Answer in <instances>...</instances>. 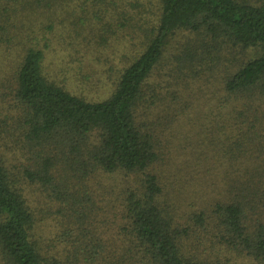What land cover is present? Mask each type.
<instances>
[{
    "label": "trees",
    "instance_id": "trees-1",
    "mask_svg": "<svg viewBox=\"0 0 264 264\" xmlns=\"http://www.w3.org/2000/svg\"><path fill=\"white\" fill-rule=\"evenodd\" d=\"M22 1L0 7L17 51L14 112L0 130V264H225L234 252L264 264V0H154L148 17L118 12L133 50L99 101L45 74L49 25L12 32L21 7L45 9ZM210 78L223 93L203 108L222 135L206 137L211 163L195 165L201 183L181 200L164 127ZM51 207L61 215L53 224ZM203 247L223 256L202 257Z\"/></svg>",
    "mask_w": 264,
    "mask_h": 264
},
{
    "label": "rangeland",
    "instance_id": "rangeland-1",
    "mask_svg": "<svg viewBox=\"0 0 264 264\" xmlns=\"http://www.w3.org/2000/svg\"><path fill=\"white\" fill-rule=\"evenodd\" d=\"M14 1L24 6L22 0ZM5 2L6 0H0V7L4 6ZM153 2L154 0L150 3L147 0H43L38 4L45 5V9L23 11L21 7L15 12L11 28L12 32L17 34L23 23L24 26L20 30L23 37L28 24L34 29V36H38L37 22L41 21L45 29H47L45 25H49L51 29L45 31L48 40L40 42L39 45L43 51L42 64L45 74L55 78L73 94L84 97L88 101H99L109 94L118 68L121 66L120 63L123 62L124 56L133 50L129 39L133 27L131 28L128 22L124 31L119 30L118 17L116 19L115 17L120 11L131 15L139 11L145 15L149 8L153 9L151 6ZM133 6L140 8L133 9ZM145 16L148 17V15ZM111 24L114 30L109 28ZM16 52L6 33L0 31V130L2 131H6L10 114L14 112L12 78L17 60ZM158 73L160 74L158 78L165 79L163 72ZM209 81L213 84L199 81L193 87V91L192 86L189 88L187 95L191 93L193 95L186 98L187 107L192 108L187 109V113L179 122H173L164 127L165 136L170 138L171 142L169 146L175 163L174 172L178 175V179H181V200L196 190L199 182L201 183L199 175L194 172L195 165L205 168L211 163L210 159H205L203 153L202 145L206 144V137L210 132L218 137L222 135L215 125L218 119L216 113L209 114L210 109L203 108L204 103L212 96L211 102L217 103L218 96L223 93L215 79L210 78ZM219 146L221 143L217 139L216 149ZM214 147L215 142L210 153L217 152ZM213 160L216 161L217 158ZM218 161H224V159L219 158ZM100 179L103 183L105 182V178L100 177ZM218 180L219 177L213 174L210 182L217 183ZM95 184L93 183L94 192L95 187L101 192L102 186ZM97 195L105 199L109 198L105 192L97 193ZM193 201L188 202L190 204ZM50 210L53 212L50 215L53 224L61 215H57L53 207ZM184 210L185 208L182 207V212ZM52 214L54 218L51 217ZM260 221L264 225V214L261 215ZM106 230L102 225L100 231L106 233ZM101 235L102 233L98 236L101 237ZM212 248L203 247L202 257L223 256L217 247ZM219 260L225 264H260L244 256L241 257L236 252L233 256H227L225 260Z\"/></svg>",
    "mask_w": 264,
    "mask_h": 264
}]
</instances>
